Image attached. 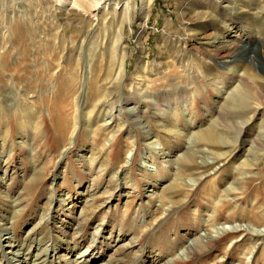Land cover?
Returning a JSON list of instances; mask_svg holds the SVG:
<instances>
[{"label": "rangeland", "instance_id": "374dc122", "mask_svg": "<svg viewBox=\"0 0 264 264\" xmlns=\"http://www.w3.org/2000/svg\"><path fill=\"white\" fill-rule=\"evenodd\" d=\"M73 1L0 0V264H264V13Z\"/></svg>", "mask_w": 264, "mask_h": 264}, {"label": "bare ground", "instance_id": "6f19581e", "mask_svg": "<svg viewBox=\"0 0 264 264\" xmlns=\"http://www.w3.org/2000/svg\"><path fill=\"white\" fill-rule=\"evenodd\" d=\"M115 1H117L118 2V0H75V1H73V4H74V7L72 8V10L71 11H73L74 13H76V14H80V13H82V14H87V15H91V14H95L93 17H97L98 16V12H100V10L103 8L102 6L103 5H105L104 6V10L109 6V5H111V2H115ZM228 1V0H227ZM240 1V0H239ZM242 1V0H241ZM261 1V2H260ZM129 2V1H128ZM107 3V4H106ZM245 3H247V5L249 6V8H248V10H253V13L255 14V22H257V23H259L260 22V20H261V16H259V15H263V13H264V0H247V2H245ZM262 3V4H261ZM73 4H71V5H73ZM130 4V3H129ZM59 5V4H58ZM62 6V5H61ZM130 7V6H129ZM126 10V9H125ZM231 12H232V14H234V15H236V13L237 14H239V11H240V9H237V7H236V5L233 3V5H232V7H231ZM75 15V14H74ZM260 17V18H259ZM208 21V20H207ZM259 25L261 26V27H263L264 28V22H260L259 23ZM93 32H94V29H93ZM198 32H201L200 30L199 31H197V33H196V35H200ZM120 34V33H119ZM121 35V34H120ZM119 45V44H118ZM220 48V47H219ZM218 47H217V49H219ZM244 50V49H243ZM108 51V50H107ZM246 52H249L250 51V53H254L253 51H251V50H245ZM114 53V52H113ZM115 54V53H114ZM111 55V54H110ZM125 57L126 56H121L120 57V63H121V67H122V65H124L125 66V63H126V61H125ZM119 58H117L116 59V55L114 56V60L112 61L111 60V66H113V67H111V68H114V66H117L118 64H120V63H118L117 62V60H118ZM109 63V62H108ZM230 67H232V66H230ZM229 67V68H230ZM119 68V67H118ZM123 68V67H122ZM235 69H238V67H235ZM114 70V69H113ZM124 70V69H123ZM232 70V69H231ZM239 70H241V69H239ZM123 72H121V74H122ZM230 75H231V85L229 86V93H228V96H227V98H226V105H225V108L223 109L222 108V110H221V114H220V116H219V119H225V120H228V119H230V118H232V117H234V116H237L238 115V113L237 112H235V110H234V105H237V104H239V105H245V107L247 108V109H249V110H251V108H250V106L249 105H251V104H249V103H251L250 101H251V99H250V97H249V95H248V91H247V89H248V87L250 86V85H252V84H254L253 82H252V79H251V77L250 76H248V72H244L243 74L242 73H240L239 71H234V73H230ZM261 94H262V92H260V91H258L256 94H255V96H256V98H261ZM142 104V103H141ZM160 104V106L158 107V109L161 111V112H164V113H167V111H165L164 109H162L163 107H167L164 103H162V102H160L159 103ZM249 104V105H248ZM131 105V104H130ZM106 106H107V104H106ZM162 107V108H161ZM113 108V107H112ZM103 109V108H102ZM115 109V108H114ZM155 109H157V108H155ZM263 109V108H262ZM100 110V109H99ZM103 110H105V109H103ZM259 110H261V107L259 106V105H257V107H256V110H254V111H251L250 113H251V115H252V117H251V119H255V118H258L259 116H262L261 118H264V113H261ZM133 113H134V111H132ZM244 125H247V123H244L243 124V126ZM216 127H218V126H216ZM66 129V128H65ZM221 129V128H220ZM261 130L263 131V134H264V126L261 128ZM66 131V130H65ZM217 131V129H214L212 132L213 133H215ZM64 132V131H63ZM66 133V132H65ZM264 138V136L262 137V138H260L259 140H260V142L262 141V139ZM201 139H206V140H210V133H205V134H202V136H201ZM264 144V141L262 142V145ZM189 153H187L186 155H188ZM188 157V156H187ZM190 157V156H189ZM184 158V157H183ZM247 166H249V165H247ZM173 189V188H172ZM171 189V190H172ZM169 191V190H168ZM9 243H11V244H9ZM8 244H9V246H10V250H12L13 249V247L15 246V244L13 245L12 244V242L11 241H9L8 242ZM57 244V243H56ZM19 245V244H18ZM18 245H16L17 247H19ZM49 246V245H48ZM20 247H22V246H20ZM54 249V248H53ZM20 250V249H19ZM39 250V249H38ZM55 250V249H54ZM40 251V250H39ZM16 253V252H15ZM14 253V254H15ZM18 253V252H17ZM41 253V252H40ZM93 253V252H92ZM92 253H90L89 254V256H88V258L89 259H91L92 258V256L94 255V253L92 254ZM13 254V255H14ZM18 254H15V259L17 258V261L16 262H18V264H21V263H23V262H26L27 260H25V261H23V260H21L22 259V255H24V253H21V256H17ZM86 255V254H85ZM36 258H37V262H39L38 264H47V261H48V258H49V253H48V251H45L44 253H41V255H36ZM12 260V259H11ZM14 260V259H13ZM23 261V262H22ZM86 261V260H85ZM11 263V262H10Z\"/></svg>", "mask_w": 264, "mask_h": 264}]
</instances>
